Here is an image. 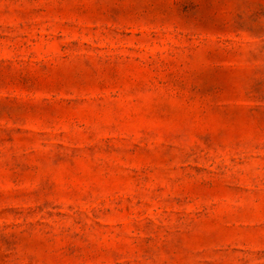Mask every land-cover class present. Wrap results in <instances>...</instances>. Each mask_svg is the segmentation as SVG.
<instances>
[{
	"label": "rangeland",
	"instance_id": "374dc122",
	"mask_svg": "<svg viewBox=\"0 0 264 264\" xmlns=\"http://www.w3.org/2000/svg\"><path fill=\"white\" fill-rule=\"evenodd\" d=\"M0 264H264V0H0Z\"/></svg>",
	"mask_w": 264,
	"mask_h": 264
}]
</instances>
